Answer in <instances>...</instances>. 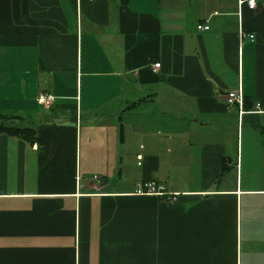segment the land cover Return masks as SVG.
Segmentation results:
<instances>
[{
	"label": "crops",
	"instance_id": "obj_1",
	"mask_svg": "<svg viewBox=\"0 0 264 264\" xmlns=\"http://www.w3.org/2000/svg\"><path fill=\"white\" fill-rule=\"evenodd\" d=\"M4 124L0 264H264V0H0Z\"/></svg>",
	"mask_w": 264,
	"mask_h": 264
},
{
	"label": "built area",
	"instance_id": "obj_2",
	"mask_svg": "<svg viewBox=\"0 0 264 264\" xmlns=\"http://www.w3.org/2000/svg\"><path fill=\"white\" fill-rule=\"evenodd\" d=\"M90 2L94 0H89ZM259 0H238V5L241 7L243 5H246L250 10H254L257 7V2ZM198 29L200 31H207L210 29L208 25H200L198 26ZM242 38H245L244 34H241ZM249 39L253 40L254 36H248ZM160 63L154 65V69L160 68ZM55 98L51 95H42L39 97L38 102L41 105L50 107L55 103ZM227 102L229 105H235L242 106L243 103V93L242 90L237 91H231L227 93ZM96 179V178H95ZM136 194L138 195H156V196H165L166 193L164 192V188L159 186L154 181H146L139 183L137 186ZM177 200L176 194H173V196L169 197L170 202H175Z\"/></svg>",
	"mask_w": 264,
	"mask_h": 264
},
{
	"label": "trees",
	"instance_id": "obj_3",
	"mask_svg": "<svg viewBox=\"0 0 264 264\" xmlns=\"http://www.w3.org/2000/svg\"><path fill=\"white\" fill-rule=\"evenodd\" d=\"M1 119L4 120V122L6 121V119H9L8 116H1ZM0 131L4 134L7 135H18L22 138L28 139L31 142H35L37 139V134L36 131L31 129V128H24V129H20V128H14L11 126H7L6 124L2 125V127H0Z\"/></svg>",
	"mask_w": 264,
	"mask_h": 264
},
{
	"label": "water",
	"instance_id": "obj_4",
	"mask_svg": "<svg viewBox=\"0 0 264 264\" xmlns=\"http://www.w3.org/2000/svg\"><path fill=\"white\" fill-rule=\"evenodd\" d=\"M54 109V108H53Z\"/></svg>",
	"mask_w": 264,
	"mask_h": 264
}]
</instances>
